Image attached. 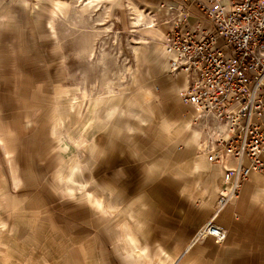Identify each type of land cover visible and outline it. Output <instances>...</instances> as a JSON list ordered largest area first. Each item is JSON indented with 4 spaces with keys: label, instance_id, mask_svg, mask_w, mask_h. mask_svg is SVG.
I'll list each match as a JSON object with an SVG mask.
<instances>
[{
    "label": "rangeland",
    "instance_id": "374dc122",
    "mask_svg": "<svg viewBox=\"0 0 264 264\" xmlns=\"http://www.w3.org/2000/svg\"><path fill=\"white\" fill-rule=\"evenodd\" d=\"M81 1L0 0V264H135L125 242L140 256L131 236L147 246L151 224L161 222L142 196V166L151 139L180 122L165 112L176 104L144 91L152 90V68L171 75L162 50L150 53L168 25L151 13L155 29L136 33L125 1L99 0L88 10ZM24 59L53 60L48 87L19 91L12 79ZM189 111L181 116L192 126ZM196 156L194 169L215 180L223 173ZM152 263L171 262L159 254Z\"/></svg>",
    "mask_w": 264,
    "mask_h": 264
},
{
    "label": "built area",
    "instance_id": "2783aa9c",
    "mask_svg": "<svg viewBox=\"0 0 264 264\" xmlns=\"http://www.w3.org/2000/svg\"><path fill=\"white\" fill-rule=\"evenodd\" d=\"M165 9L170 74L187 79L179 97L195 110L197 151L223 170L216 215L252 174L264 175V3L186 0ZM213 219L194 243L225 242L226 230Z\"/></svg>",
    "mask_w": 264,
    "mask_h": 264
},
{
    "label": "crops",
    "instance_id": "0c3cea01",
    "mask_svg": "<svg viewBox=\"0 0 264 264\" xmlns=\"http://www.w3.org/2000/svg\"><path fill=\"white\" fill-rule=\"evenodd\" d=\"M122 1L132 3L146 13H152L161 19L165 17V7L186 4V0ZM192 11L194 15L199 14L196 7H192ZM196 17L191 18L194 19L191 24L196 22ZM19 34L20 36L17 37L19 44L25 43L26 36L21 29ZM165 37L164 35L162 39ZM161 50L167 65V71L164 72L170 74L164 48L162 47ZM55 59H59V56L56 55ZM51 62L52 59L33 65L29 59L28 62L24 59V63L17 67L19 69L17 79L16 77L12 79L13 82L18 83L19 91L29 94L30 88L34 86L39 89L48 87L52 80L51 75L57 66ZM158 71L162 70L158 68ZM149 73L153 80V85L149 88L153 91L148 90L144 93L154 96V99L176 104L172 108L173 111L165 112L170 113V117L178 118L176 120L180 123L177 130L166 125L165 132L158 136L156 141L151 139L146 146L148 161L142 166L144 172L142 196L161 222L151 224L152 237L150 241L146 239L147 246H140L133 235L131 244L136 245L141 254L153 256L152 259L159 254L166 256L170 264H264V175L252 174L243 183L237 198L215 215V205L223 184V173L214 176L215 180L193 168L194 160L198 159L195 144L198 143L199 133L193 128L187 129L191 134H198L196 141L192 135L191 138L188 136L189 131L181 127L187 120L186 118L182 120L183 111L190 109L189 113L191 112L193 116L195 114L194 108L185 105L179 97L180 92L187 87V79L183 75L162 76V72L159 75L154 68ZM177 98L180 102L178 105ZM173 133L176 136H173ZM154 143L163 144V148L159 150ZM203 183L207 189L205 197L200 195L202 191L200 186ZM213 217L215 224L227 232L225 242L218 244L213 238H206L199 241L201 243L195 242L191 251H186L187 243L192 238L194 240L198 231ZM158 248L163 249L162 253H159ZM125 251L135 264H149L150 261L152 263V260H140V256L134 250ZM157 258V263H162V259Z\"/></svg>",
    "mask_w": 264,
    "mask_h": 264
},
{
    "label": "bare ground",
    "instance_id": "6f19581e",
    "mask_svg": "<svg viewBox=\"0 0 264 264\" xmlns=\"http://www.w3.org/2000/svg\"><path fill=\"white\" fill-rule=\"evenodd\" d=\"M66 1V0H65ZM116 1H118V2H122V0H116ZM98 2H99V0H82L81 1V5H82V7L84 8V9H89V8H91V7H95V8H97L98 7ZM129 6L132 8V9H129V10H131L132 11V13H131V15H132V17H131V24H132V28H133V32H138L139 30L141 31V30H149V32L151 33V31H153L154 29H155V24L153 23V20H152V18H151V16H150V13L148 14V13H146L145 11H143V10H141V9H139L136 5H134V4H132V3H129ZM108 7L107 6H105V10L107 9ZM76 10V9H75ZM100 10V9H99ZM98 10V11H99ZM54 14H56L55 12H54ZM56 16V15H55ZM78 16V15H77ZM58 17V16H57ZM56 17V18H57ZM100 21H103V19H101ZM50 25H51V30L53 31L55 28H54V26H53V22H51L50 23ZM100 25V24H99ZM111 28V26H107V28H106V30L107 29H110ZM108 31V30H107ZM95 32V31H94ZM97 32V31H96ZM148 32V33H149ZM55 33V32H54ZM139 34V33H138ZM167 34V33H166ZM143 37V36H142ZM141 37V38H142ZM147 40V39H146ZM162 39L161 38H157L156 39V41H154L153 40V42L152 43H150V53L153 55V53L156 51V50H158V49H161L162 47L164 48V51H165V55H166V59H167V61H168V55H167V49H166V42H167V36L165 37V39H164V42H163V44H162ZM119 42V41H118ZM136 51H137V49H136ZM139 55H140V52L138 51L137 52V58L139 59ZM146 55V54H145ZM163 59V58H162ZM159 63V61H157L156 62V65ZM165 63V62H164ZM124 75V74H123ZM145 95V97L146 98H150V97H152L151 95H149V94H147V93H145L144 94ZM77 102V101H76ZM80 104V103H79ZM96 104V102H95V100H91V102H90V106H89V110H91V108L92 107H94V105ZM190 121V120H189ZM188 120L186 121V122H184L183 123V125L181 126V127H184V129L185 130H187V129H190V128H192V126H191V123L189 122ZM92 127V126H91ZM59 128H58V126H57V128H56V132H57V130H58ZM85 143H87V142H85ZM75 178L76 179H79V175L78 174H76L75 175ZM125 250H128V249H130V246H129V244L127 243V242H125ZM133 251V250H132ZM151 260L150 259V256L147 254V255H143V254H141L140 253V260ZM152 261H153V259H152Z\"/></svg>",
    "mask_w": 264,
    "mask_h": 264
},
{
    "label": "snow or ice",
    "instance_id": "6c2138e0",
    "mask_svg": "<svg viewBox=\"0 0 264 264\" xmlns=\"http://www.w3.org/2000/svg\"><path fill=\"white\" fill-rule=\"evenodd\" d=\"M260 2H261V3H264V0H260ZM262 55H264V54H262Z\"/></svg>",
    "mask_w": 264,
    "mask_h": 264
}]
</instances>
